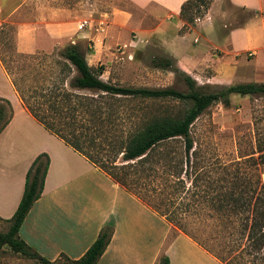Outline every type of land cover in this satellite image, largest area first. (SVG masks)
<instances>
[{
    "label": "trees",
    "instance_id": "obj_1",
    "mask_svg": "<svg viewBox=\"0 0 264 264\" xmlns=\"http://www.w3.org/2000/svg\"><path fill=\"white\" fill-rule=\"evenodd\" d=\"M210 2L185 0L180 5L178 16L184 23L191 24L194 18L207 10ZM241 13L239 23L250 16L247 12ZM10 53L16 64L8 66L1 56L0 64L22 106L44 129L162 216L170 229L175 230L168 240L176 232H181L224 264H244L245 261H234L243 254L250 255V262L264 264V255L260 253L264 244L263 184L257 181L252 185L235 172L229 181L212 186L210 191L214 192L209 193L208 184L196 189V180L191 179V189L180 177L182 172L189 177L188 168L193 172L196 169L190 127L197 116L216 102L228 106L230 94L264 95V83H233L205 91L203 85L178 69L171 58L154 56L150 59L152 66L179 74L186 91L171 86L132 87L102 80V67L93 69L89 66L85 52L77 43L65 44L55 55L13 50ZM166 98L190 104L180 115L173 116L142 109L121 112L115 106V101L120 99L145 101ZM10 114L9 102L4 100L0 104V120L3 118L0 130ZM172 141H179L178 154L171 155L164 150ZM182 163L185 164L184 169ZM47 164L48 157L41 152L35 155L26 169L18 203L11 216L3 220L7 226L0 231V249L5 246L10 252L34 259L39 264H95L110 239L111 224L102 226L95 239L76 259L60 254L58 258L48 260L17 235L26 212L41 193ZM188 192L190 202H184V195ZM188 208H209L219 214L217 223L237 228L236 234L212 235L209 240L216 245L208 244V236L200 238L185 227L181 212ZM237 247V253L229 257L228 254ZM155 264H168L167 256L160 255Z\"/></svg>",
    "mask_w": 264,
    "mask_h": 264
},
{
    "label": "crops",
    "instance_id": "obj_2",
    "mask_svg": "<svg viewBox=\"0 0 264 264\" xmlns=\"http://www.w3.org/2000/svg\"><path fill=\"white\" fill-rule=\"evenodd\" d=\"M128 1L142 13L143 41L156 37L174 65L190 77L198 76L194 67L208 47V59L219 62L210 75L212 83L225 84L230 78L238 83L264 82V0H225L250 14L225 31L212 20L219 0H211L207 17L199 20V24L205 23V44L197 45L198 38L193 37L197 44L192 46L186 34L195 27L200 31L202 28L197 23L188 28V23L179 18L185 0ZM27 2L34 0H0V24L18 14ZM67 13L46 2L28 19L16 22L15 51L49 53L63 44L82 43L85 39H91L94 48L95 36L92 38L91 31L85 25L80 28L79 21ZM182 26L186 31L179 32ZM214 48L219 50V57L211 53ZM248 51L252 55L247 56ZM4 100L9 102L11 114L0 130V221L13 213L31 160L44 152L48 164L41 193L17 231L19 238L39 255L48 260L60 254L76 259L100 228L111 224L110 239L95 264H155L162 254L167 256L168 264H224L181 232L166 241L170 231L166 220L44 129L22 106L0 64V104Z\"/></svg>",
    "mask_w": 264,
    "mask_h": 264
},
{
    "label": "rangeland",
    "instance_id": "obj_3",
    "mask_svg": "<svg viewBox=\"0 0 264 264\" xmlns=\"http://www.w3.org/2000/svg\"><path fill=\"white\" fill-rule=\"evenodd\" d=\"M46 2L53 5L54 8L67 10L69 18L75 21L85 20L87 22L85 29L91 31L92 38L95 36L93 39L97 45L93 48L91 39H85L82 43L77 44L85 52L86 61L93 69L98 66L102 67L100 74L102 80L124 86H171L179 91H186V85L179 74H174L169 69L152 66L150 62L152 57L167 56L168 54L159 47L156 37H151L148 42L143 41L140 36V30L143 27L142 13L128 0H34V2H27L18 14L0 24V56L6 60L8 66L16 64L10 53L11 50L15 51L14 24L28 19L36 11V8L43 6ZM241 12L231 7L225 0H219L212 20L215 25L220 26L222 31H225L240 22ZM206 17L205 11L201 16L196 17L198 20L194 18L193 22L188 23L189 26L186 27L189 28L195 23L199 24V20ZM204 24H199L201 25L199 28H202L201 31L195 27L186 34L185 38L190 46L197 42V45L205 44L202 38L206 32ZM222 24L225 26L222 27ZM183 26L179 32L186 31V27ZM193 37L198 38L197 42L192 41ZM62 46H58L57 49L46 54L55 55ZM34 53L41 54L43 52ZM211 53L214 57L220 55L217 48L212 49ZM218 63L208 59L207 47L202 53L201 61L197 63L196 68L194 67L198 76H192V78L197 84L203 85L205 91L215 90L219 85L238 83L235 78L226 79L227 83L225 84L212 83L210 75L213 73L214 64ZM189 104L188 101L167 98L115 101V106L121 112L126 109L134 112L142 109L171 116L180 115ZM2 120L3 118L0 122ZM190 136L193 140L192 149L195 153L194 165L196 169L193 172L191 168L187 167L189 177H186L183 172L180 174L185 186L193 189L190 181L194 179L197 184L196 189L206 187L208 184L209 193H213L214 191H210L212 186L229 181L232 173L235 172L239 176L245 177L252 185L258 181L264 186V95L230 94L228 106H223L220 102L209 105L193 121L190 127ZM164 150L170 152L171 155L178 154L180 151L179 141L170 142ZM182 168H185L184 163H182ZM194 175L199 177L196 179ZM184 196L183 201L190 202L189 192ZM192 210L188 208L181 212L182 221L189 231L200 238L208 236V244H215L209 240L212 235L236 234L237 228L217 223L219 214L209 208ZM176 214L180 216L178 213ZM6 226V223L0 221V231H4ZM174 232L175 230L171 227L166 241ZM238 250L239 247L233 248L228 256H233ZM260 253L264 255V244ZM249 259L250 255L243 254L241 257L235 258L234 261H245L244 264L256 263L250 262ZM0 262L4 264H39L34 259L24 258L17 253L10 252L5 246L0 249Z\"/></svg>",
    "mask_w": 264,
    "mask_h": 264
},
{
    "label": "built area",
    "instance_id": "obj_4",
    "mask_svg": "<svg viewBox=\"0 0 264 264\" xmlns=\"http://www.w3.org/2000/svg\"><path fill=\"white\" fill-rule=\"evenodd\" d=\"M196 20H198V18H196ZM86 21L85 20H82L81 22H79V27L81 28V27H83L84 25H86ZM194 41H195V39H194ZM247 55H252V52H250V51H248L247 52Z\"/></svg>",
    "mask_w": 264,
    "mask_h": 264
}]
</instances>
